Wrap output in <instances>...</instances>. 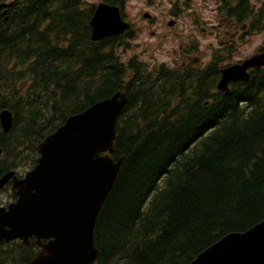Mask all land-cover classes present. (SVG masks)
Listing matches in <instances>:
<instances>
[{
	"label": "trees",
	"instance_id": "trees-1",
	"mask_svg": "<svg viewBox=\"0 0 264 264\" xmlns=\"http://www.w3.org/2000/svg\"><path fill=\"white\" fill-rule=\"evenodd\" d=\"M11 1L0 13V118L12 115L8 133L0 122V179L32 170L39 145L68 118L127 93L112 155L124 163L96 222V264H191L264 221V67L217 90L238 44L264 34V0H215L220 18L246 30L237 42L221 40L206 65L152 68L127 56L133 25L92 40L97 3ZM124 1L105 0L125 17ZM170 1L177 16L191 0ZM39 252L34 238L0 242V264H30Z\"/></svg>",
	"mask_w": 264,
	"mask_h": 264
},
{
	"label": "water",
	"instance_id": "water-1",
	"mask_svg": "<svg viewBox=\"0 0 264 264\" xmlns=\"http://www.w3.org/2000/svg\"><path fill=\"white\" fill-rule=\"evenodd\" d=\"M12 6L0 0V13ZM151 17L144 14L145 19ZM90 26L95 42L130 30L120 8L106 3L97 6ZM260 67L264 54L226 67L218 90L227 92L230 83L248 82L250 71ZM126 105L127 93L119 91L71 116L39 145L40 158L31 171L23 178L12 171L0 179V190L11 182L17 198L0 207V242L20 240L29 246L36 238L41 251L30 264L96 263V222L124 163L112 155L116 124ZM0 122L8 133L11 113L4 111ZM2 154L0 147V158ZM191 264H264V221L244 233L226 235Z\"/></svg>",
	"mask_w": 264,
	"mask_h": 264
},
{
	"label": "rangeland",
	"instance_id": "rangeland-1",
	"mask_svg": "<svg viewBox=\"0 0 264 264\" xmlns=\"http://www.w3.org/2000/svg\"><path fill=\"white\" fill-rule=\"evenodd\" d=\"M88 1L96 4L100 0ZM189 4L187 11L175 16L170 0L124 1L125 20L133 24L137 35L132 43L134 47L127 56L139 55L149 68L161 63L171 66H180L185 62L206 65L213 50L220 47L224 31L228 32L226 37L229 38V35L234 34L233 27L230 21L218 16L215 0H191ZM144 13L151 14L153 19H144ZM170 21H175V26L170 27ZM252 40V43L239 46L231 59L232 64L251 58L255 50L264 43V34L256 35ZM195 46L198 51L192 55L191 61L181 55L182 50H191ZM28 171V168L20 169L19 177H24ZM10 194L11 187L0 190V203L3 207L14 202Z\"/></svg>",
	"mask_w": 264,
	"mask_h": 264
},
{
	"label": "flooded vegetation",
	"instance_id": "flooded-vegetation-1",
	"mask_svg": "<svg viewBox=\"0 0 264 264\" xmlns=\"http://www.w3.org/2000/svg\"><path fill=\"white\" fill-rule=\"evenodd\" d=\"M102 1V0H101ZM234 30V34L231 36V39L230 41H233V42H237L239 41L242 37H244V33H245V30H246V27H241L239 29H237L235 26H233L232 28ZM226 35L228 34L227 31H225ZM184 57H186V59L188 61H191V57L190 55H184Z\"/></svg>",
	"mask_w": 264,
	"mask_h": 264
}]
</instances>
